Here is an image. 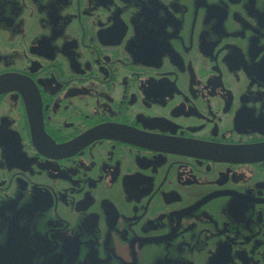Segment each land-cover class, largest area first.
<instances>
[{
  "label": "flooded vegetation",
  "instance_id": "obj_1",
  "mask_svg": "<svg viewBox=\"0 0 264 264\" xmlns=\"http://www.w3.org/2000/svg\"><path fill=\"white\" fill-rule=\"evenodd\" d=\"M0 79V264H264V0H0Z\"/></svg>",
  "mask_w": 264,
  "mask_h": 264
},
{
  "label": "water",
  "instance_id": "obj_2",
  "mask_svg": "<svg viewBox=\"0 0 264 264\" xmlns=\"http://www.w3.org/2000/svg\"><path fill=\"white\" fill-rule=\"evenodd\" d=\"M6 84V81L2 82L0 86H4ZM257 148H260L258 149L256 152L257 153H264V145H260L258 146ZM200 150L202 152H205L206 151V148L201 146V145H198L197 147H194V150ZM212 155L214 156H221V157H230V158H233V157H239V156H247V155H252L254 154V152L252 150H244V151H241L238 149V151H230V152H227L225 153L224 151H222V149H218V148H209L208 149Z\"/></svg>",
  "mask_w": 264,
  "mask_h": 264
}]
</instances>
